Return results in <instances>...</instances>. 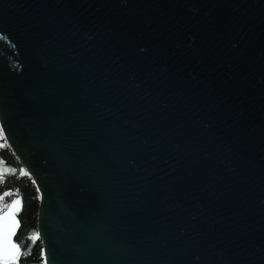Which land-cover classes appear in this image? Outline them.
Masks as SVG:
<instances>
[{
  "label": "water",
  "instance_id": "water-1",
  "mask_svg": "<svg viewBox=\"0 0 264 264\" xmlns=\"http://www.w3.org/2000/svg\"><path fill=\"white\" fill-rule=\"evenodd\" d=\"M0 131L44 264H264V0H0Z\"/></svg>",
  "mask_w": 264,
  "mask_h": 264
},
{
  "label": "trees",
  "instance_id": "trees-1",
  "mask_svg": "<svg viewBox=\"0 0 264 264\" xmlns=\"http://www.w3.org/2000/svg\"><path fill=\"white\" fill-rule=\"evenodd\" d=\"M25 174H21V171ZM0 213L9 212L7 207L13 200L19 199L21 204L13 215L20 224L15 237L20 247V254L14 264H44L42 242L32 241L33 234L38 233L39 194L34 183L23 166L14 156L4 137L0 138ZM8 193V195H5ZM10 213V212H9ZM5 264V262H0ZM8 264H12L11 261Z\"/></svg>",
  "mask_w": 264,
  "mask_h": 264
},
{
  "label": "snow or ice",
  "instance_id": "snow-or-ice-1",
  "mask_svg": "<svg viewBox=\"0 0 264 264\" xmlns=\"http://www.w3.org/2000/svg\"><path fill=\"white\" fill-rule=\"evenodd\" d=\"M0 138H3V132L0 131ZM21 174H25L23 172V170L21 171ZM3 178L0 177V180H2ZM5 195H8V193H6ZM3 197H0V200H2ZM21 201L19 199L13 200L11 202L10 205H8L7 207L9 209L11 208H15L17 205H20ZM6 216L8 215V213L5 214ZM3 217H0V220H3ZM18 223V221L16 222ZM39 233H35L33 234V236L31 237L32 241L35 242L37 239H39ZM12 249V253L10 255L7 254V250L8 249ZM20 254V248L17 244L13 243L11 240H3L0 239V261H4L5 264H8L9 261L12 262V264H14V262L18 259V256Z\"/></svg>",
  "mask_w": 264,
  "mask_h": 264
},
{
  "label": "rangeland",
  "instance_id": "rangeland-1",
  "mask_svg": "<svg viewBox=\"0 0 264 264\" xmlns=\"http://www.w3.org/2000/svg\"><path fill=\"white\" fill-rule=\"evenodd\" d=\"M18 209H19V205H17L15 208H11L9 212L11 214H14V213H16L18 211Z\"/></svg>",
  "mask_w": 264,
  "mask_h": 264
}]
</instances>
